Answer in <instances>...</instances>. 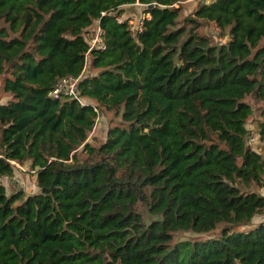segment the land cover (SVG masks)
<instances>
[{
  "label": "trees",
  "instance_id": "1",
  "mask_svg": "<svg viewBox=\"0 0 264 264\" xmlns=\"http://www.w3.org/2000/svg\"><path fill=\"white\" fill-rule=\"evenodd\" d=\"M187 1L0 0V264H264V0ZM26 165L38 191L9 192Z\"/></svg>",
  "mask_w": 264,
  "mask_h": 264
},
{
  "label": "rangeland",
  "instance_id": "2",
  "mask_svg": "<svg viewBox=\"0 0 264 264\" xmlns=\"http://www.w3.org/2000/svg\"><path fill=\"white\" fill-rule=\"evenodd\" d=\"M202 1L211 2L213 0H188L184 4V11L182 13V17H191L192 14L197 9V7L200 5V3H202ZM135 9L138 10V13L141 14V17H142V15H144V10H143L144 7L143 6L136 5ZM125 13H126V15H125L126 17L132 16V12L130 9L125 10ZM132 19L134 21H136V18L132 17ZM200 33H202L203 35H207V36L211 37L215 44H224L228 40L227 34H224V35H226V37H224L222 32L214 24L202 26L200 28ZM91 35L92 34L90 33L87 36L88 42H90V40L92 38ZM263 44H264V42H263ZM95 73H96V70H93L91 68L89 60H88V66L86 68V74L92 75ZM2 82H3L2 77H0V104H5L10 100V97L3 93L2 89H1ZM246 102L249 103L251 105V108H252V117H251L247 127H248V129H250V131H253L254 130L253 122L255 119H257L259 117L262 104L259 102H256V100H254L252 97H248L246 99ZM121 123H122L121 115H120V113H118L116 111L101 114L100 118L98 119V122H97V125H96L94 131L89 136L88 142L91 143L92 145H95V146L101 145L102 143H104L106 141L109 129L111 127H113L114 125L121 124ZM252 145L257 151L261 152L262 146L258 142V139ZM23 169L24 170L17 171V174H21L22 177L24 178V181L22 182V184H20L19 182L13 183V181L10 180L8 183V189H7L9 192H14L16 190L24 189L26 194H32L36 190L37 187H36V183L34 181V174L30 172L29 167H27V166H24ZM261 193H264V189L261 190ZM142 212L144 213V215L147 219H150V216L147 215V213L145 212L144 209H142ZM262 222H264V215L256 216L255 219L253 220V224H255V225L262 223ZM214 234H216V233H214ZM191 237H195V236L191 235L189 233L178 235V238L182 239V240L189 239ZM203 237H206V236H203Z\"/></svg>",
  "mask_w": 264,
  "mask_h": 264
},
{
  "label": "built area",
  "instance_id": "3",
  "mask_svg": "<svg viewBox=\"0 0 264 264\" xmlns=\"http://www.w3.org/2000/svg\"><path fill=\"white\" fill-rule=\"evenodd\" d=\"M104 15V14H103ZM145 15H142V17H139L134 21L132 18H130L129 24L132 27V30L136 33L140 31L143 27V23L145 20ZM125 18L119 19L120 22H122ZM129 19V18H126ZM91 40L89 42L90 44V51L95 48H105L104 40H103V32L98 27L94 34L91 36ZM88 58L86 61V65L88 63ZM80 79H74V78H66L61 80L57 87L50 93L51 97L59 98L60 96H71L74 98H79V91H78V84ZM82 99H80L81 101ZM257 137L252 134L250 138V144H253L256 142ZM20 169L24 170L22 167L18 166Z\"/></svg>",
  "mask_w": 264,
  "mask_h": 264
},
{
  "label": "crops",
  "instance_id": "4",
  "mask_svg": "<svg viewBox=\"0 0 264 264\" xmlns=\"http://www.w3.org/2000/svg\"><path fill=\"white\" fill-rule=\"evenodd\" d=\"M135 7L136 6H134V7H130V6H126V7H124V9L125 10H128V9H130L131 10V12H132V16L131 17H126L125 15H126V13H125V15L123 16L124 18H132V17H134V18H139V17H141V14L140 13H138V10L137 9H135ZM140 14V15H139ZM99 26H98V24H96V25H94L90 30H89V32L93 35L94 34V32H95V30L98 28ZM27 167H29V165H26ZM10 180H12L13 181V183H17V182H19L20 184H22V182L24 181V178L22 177V175L21 174H17V172L15 173V176L14 177H12V178H4V179H2V182H3V184L7 187V189H8V183H9V181ZM34 181H35V183H36V177H34ZM24 190V189H23ZM38 191V188H36V190L33 192V193H36ZM262 194H264V193H262Z\"/></svg>",
  "mask_w": 264,
  "mask_h": 264
}]
</instances>
